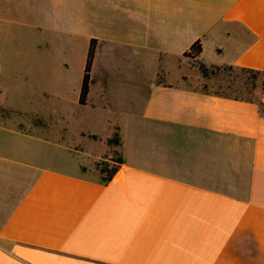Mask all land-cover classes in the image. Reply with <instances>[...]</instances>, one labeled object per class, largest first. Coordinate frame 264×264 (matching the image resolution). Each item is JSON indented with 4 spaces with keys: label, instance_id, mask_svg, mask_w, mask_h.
I'll list each match as a JSON object with an SVG mask.
<instances>
[{
    "label": "crops",
    "instance_id": "obj_1",
    "mask_svg": "<svg viewBox=\"0 0 264 264\" xmlns=\"http://www.w3.org/2000/svg\"><path fill=\"white\" fill-rule=\"evenodd\" d=\"M51 2L58 32L84 36L86 54L96 40L89 90L79 103L82 70L71 103L51 93L71 109L55 108L49 141L0 102V264H264V116L192 86L191 64L264 74V0ZM35 144L74 168L35 159ZM114 151L108 182L87 175Z\"/></svg>",
    "mask_w": 264,
    "mask_h": 264
},
{
    "label": "rangeland",
    "instance_id": "obj_2",
    "mask_svg": "<svg viewBox=\"0 0 264 264\" xmlns=\"http://www.w3.org/2000/svg\"><path fill=\"white\" fill-rule=\"evenodd\" d=\"M60 12H63L60 6L52 4L51 0H0V102L6 107L33 113L9 118L18 122L22 119L23 130H31L47 141L51 140V119L55 108L65 113L71 109L69 102L80 84L87 49L84 36L68 37L58 32V25L55 28L54 18ZM63 61L69 65L68 72L61 69ZM191 64L198 69L200 77V81L192 86L211 92L234 90L227 87L223 71L213 72L212 66L197 59H192ZM52 92L63 94L64 98L69 96V102L51 98ZM257 95L264 98L263 94ZM87 121L95 132L103 134L99 122L91 118ZM88 143L93 149L103 148L99 141ZM33 147V156L42 163L67 170L74 168L67 161L63 148L53 153L51 145L35 144ZM116 156L112 152L105 154L87 175L100 179L105 173H100L97 165L106 163L110 169L115 165L112 159Z\"/></svg>",
    "mask_w": 264,
    "mask_h": 264
},
{
    "label": "trees",
    "instance_id": "obj_3",
    "mask_svg": "<svg viewBox=\"0 0 264 264\" xmlns=\"http://www.w3.org/2000/svg\"><path fill=\"white\" fill-rule=\"evenodd\" d=\"M96 40L91 39L88 45V50L86 54L85 65L83 69V76L81 82V89L79 94V103H85L87 92L89 90L90 84V69L93 60V55L95 51ZM201 51V46L199 41H196L191 45L186 54H191V56L196 55ZM213 72L221 70L225 73L227 87L234 89L231 92H214L220 96L235 98L239 100H245L249 102H254L257 104L259 112L264 116V98H259V95H264V74L258 69H253L249 67H240L235 65H222V66H212ZM222 78V80H225ZM108 144L111 146H117L120 144V137L117 131H114L112 135L107 140ZM117 156L112 159L113 165L110 169L106 163H99V172L105 173L99 180L101 183L108 182L113 174L117 171L119 164L123 162V158L116 151L113 152Z\"/></svg>",
    "mask_w": 264,
    "mask_h": 264
}]
</instances>
